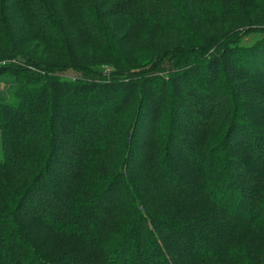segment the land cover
Masks as SVG:
<instances>
[{
  "label": "trees",
  "instance_id": "1",
  "mask_svg": "<svg viewBox=\"0 0 264 264\" xmlns=\"http://www.w3.org/2000/svg\"><path fill=\"white\" fill-rule=\"evenodd\" d=\"M191 1L0 0V264H264V0Z\"/></svg>",
  "mask_w": 264,
  "mask_h": 264
},
{
  "label": "rangeland",
  "instance_id": "2",
  "mask_svg": "<svg viewBox=\"0 0 264 264\" xmlns=\"http://www.w3.org/2000/svg\"><path fill=\"white\" fill-rule=\"evenodd\" d=\"M180 2L184 3L185 6H187V5L191 6V4H192L191 0L190 1L189 0H180ZM188 9L192 13L195 8H188ZM153 26L152 27L149 26V28H147L146 32L149 34V37L151 39L156 38L157 40L160 39L161 41H165V43H166L165 45H166V48H167L166 50L169 53L166 52L167 53V55H166L167 58L165 59L164 62H165V65H166V70L168 71L169 69L172 68V64H170V61H169L170 59L169 58H172V57L179 58L183 54L182 51H180V50H182L183 48H186V46H183V45H184V43L188 42L191 39V36L189 34L187 35L185 33V31H181V29H178L176 31H170V30H167V29L165 30V29L156 28L155 26L154 27ZM239 27H241V28H239V30H247L249 28L248 25H246V23L243 24L242 26H239ZM18 34L20 36L28 34L25 25H22L20 28L18 27ZM211 36L217 37V35H215L214 33H211L210 31L206 30V31H202L201 34L198 37H199V39L201 41H204V40H207L208 38H210ZM254 36H255L254 32L247 31L245 33V35L242 38H240L241 40H240L239 43H244V42L249 43V42H251V38H253ZM201 41L198 44H200ZM21 42L22 41H19V44H21ZM180 45H181V47H180ZM21 47L24 48L23 51H25V52H26L25 49H28L31 52H33L32 54H30V53H24V54L29 55V56H34V58L36 56L37 60H39V61H43L44 62V60H47V61H51L53 63H62V62L66 63L69 60L66 57H63V55L60 52H57L58 50H56V49H54L52 47H49L48 45H44L41 42H37V41L29 42L28 41L25 44L23 42V45ZM173 52L176 55H174ZM82 54H84L83 55L84 58L86 57V59L84 61H87V62L91 61L90 59L97 58V60H98V58H103L102 57V53L100 51H98L95 48L94 45H89L88 49L85 52H83ZM2 55L3 54H0V56H2ZM5 56H12V55L11 54H7ZM170 56H172V57H170ZM101 61H105V62H103V64L100 65V69L101 70L104 69L107 72H111V65L108 64L110 62H107L108 60H106L105 58L102 59ZM85 64H90V63H85ZM235 65L238 66L239 68L242 67V63L240 61H238ZM66 75H69V76H81L82 74L78 73L77 71L70 70V71L66 72ZM190 83L194 84L195 88L196 87H199V88H203L204 87L205 88V86L203 84H201V83H197V85H196L195 84L196 82L194 83V81H192V80H190ZM216 85H217L216 94L217 95L220 94V95H222V96H224L226 98H229V94H228L227 90L223 87V83L221 81L220 82L217 81ZM204 90H206V89H204ZM188 96H189V102L193 103L192 101H195V100L191 97V94L188 95ZM196 104L198 105V102H196ZM181 117L182 116H178L177 119L180 120ZM141 129L143 130V129H145V127L142 126ZM2 159H3V147H2V133L0 131V160H2ZM233 170L234 169L232 168L231 171H233ZM133 253H134V251H133ZM133 253H130L129 255H133Z\"/></svg>",
  "mask_w": 264,
  "mask_h": 264
}]
</instances>
